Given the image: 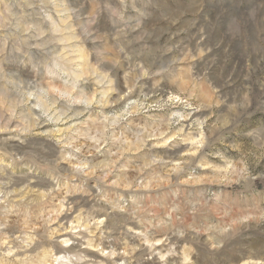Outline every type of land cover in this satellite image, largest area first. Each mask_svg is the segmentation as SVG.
<instances>
[{
	"label": "rangeland",
	"instance_id": "obj_1",
	"mask_svg": "<svg viewBox=\"0 0 264 264\" xmlns=\"http://www.w3.org/2000/svg\"><path fill=\"white\" fill-rule=\"evenodd\" d=\"M0 264H264V0H0Z\"/></svg>",
	"mask_w": 264,
	"mask_h": 264
}]
</instances>
